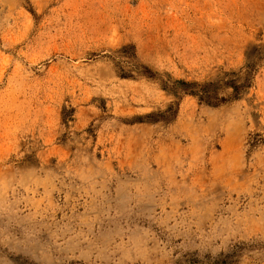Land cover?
<instances>
[{
	"label": "rangeland",
	"instance_id": "obj_1",
	"mask_svg": "<svg viewBox=\"0 0 264 264\" xmlns=\"http://www.w3.org/2000/svg\"><path fill=\"white\" fill-rule=\"evenodd\" d=\"M227 255L264 264V0H0V264Z\"/></svg>",
	"mask_w": 264,
	"mask_h": 264
},
{
	"label": "trees",
	"instance_id": "obj_2",
	"mask_svg": "<svg viewBox=\"0 0 264 264\" xmlns=\"http://www.w3.org/2000/svg\"><path fill=\"white\" fill-rule=\"evenodd\" d=\"M179 84L183 85L186 88H192V86H194V84H189V83H186V82H179ZM231 84H234V83L232 82ZM211 85L212 84L204 85V86L201 87V89L199 91H190V93L199 96L200 101L206 102L208 105L217 106L220 103L224 102L225 99L219 100V103L215 102L214 100H218V99H217V97H215V95H211L210 94L209 89H210ZM231 87L233 88V91H234V95H233L234 98L238 99L239 95H240V87L235 85V84L232 85ZM232 255H227L226 258L221 261V263L222 264H225V263L229 264L232 261V259H233Z\"/></svg>",
	"mask_w": 264,
	"mask_h": 264
}]
</instances>
